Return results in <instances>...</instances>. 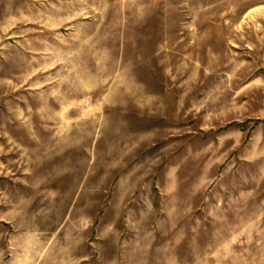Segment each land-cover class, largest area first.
Instances as JSON below:
<instances>
[{
  "label": "rangeland",
  "instance_id": "obj_1",
  "mask_svg": "<svg viewBox=\"0 0 264 264\" xmlns=\"http://www.w3.org/2000/svg\"><path fill=\"white\" fill-rule=\"evenodd\" d=\"M0 264H264V0H0Z\"/></svg>",
  "mask_w": 264,
  "mask_h": 264
}]
</instances>
